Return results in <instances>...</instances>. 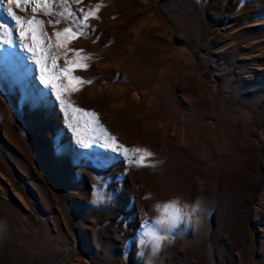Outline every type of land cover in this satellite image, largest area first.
Segmentation results:
<instances>
[{
	"label": "rangeland",
	"instance_id": "374dc122",
	"mask_svg": "<svg viewBox=\"0 0 264 264\" xmlns=\"http://www.w3.org/2000/svg\"><path fill=\"white\" fill-rule=\"evenodd\" d=\"M39 3L0 8V264H264V0ZM6 9L43 22L39 51ZM71 50L91 83L62 93L83 110L65 118ZM173 196L203 197L205 224L148 251L152 197Z\"/></svg>",
	"mask_w": 264,
	"mask_h": 264
},
{
	"label": "snow or ice",
	"instance_id": "6c2138e0",
	"mask_svg": "<svg viewBox=\"0 0 264 264\" xmlns=\"http://www.w3.org/2000/svg\"><path fill=\"white\" fill-rule=\"evenodd\" d=\"M13 2H14V0H8V3H13ZM16 2L18 3V6H19V0H16ZM47 2H48V0H44L45 4H47ZM243 3H244V0H241V6H243ZM40 6L41 5L39 3V0H37V7H40ZM3 7H4L3 0H0V8H3ZM6 11L8 12L9 15L12 16V18L14 20H16L17 24L20 25L21 28L24 27L25 23L27 25H29V26H34V27H30L29 28V30L32 32V40L34 42V45L32 47H30L29 45H24V47L29 48V50L39 51L40 49L36 45L37 44L42 45L44 43L43 36L46 35V33L39 34L37 29L39 27H42L43 22L42 21H36L34 18L33 19H29L26 22L25 21H21L20 18L18 16H16V14L11 11V9H6ZM32 11L35 12V8H33ZM61 15H62V13H61ZM89 15H94V13L85 14L78 21V24H79V26H80V28L82 30L88 28V25L85 23V21H87ZM59 22H60L59 20H50L49 21L50 24H52V23L58 24ZM3 27H4V25L0 24V28H3ZM82 30L73 32L71 28H67V29H64L63 32H56L54 34H55V36L57 37L58 40L62 36H67V38L69 40H71V39L78 38L82 34H85V32L82 31ZM19 34H20L21 37H24V36L27 35V32L26 31H21ZM10 36H11V33H9V37ZM3 44H9L10 45L11 44L10 38H0V45H3ZM71 51L75 52L77 60L75 62L66 61V63H68L70 65V67L60 68L59 69L60 73L64 76V78L67 81V86H62V85H59V84L52 85L56 89V93H55L56 99H57V101H59V105L61 106V110L64 111L65 118H67L66 109H71V111L73 113H80L83 110H81L79 108H74L71 104H69L67 101L62 99V93L66 92V91H69V90L72 91V92L79 91L80 90V85H82L84 83H91V81H85V80H83V78L76 77V76L73 75V73L77 69H86L88 67L87 61L89 59H91V57H89V56H80V51L81 50H71ZM43 59H47V55H45L43 57ZM36 63L37 64H41V60H39V59L36 60ZM57 67L58 66H57V64L54 61L53 65H52V69H56ZM48 70L49 69H48V65L47 64L42 65V67H41V73H42L41 82L44 83L46 86L51 84L53 80H58L59 79V77L55 75V72H52L51 75H45V73L48 72ZM92 115L94 116L95 114L93 113ZM69 126H71V125H69ZM76 131H77V134H79L80 130L77 129ZM112 143H113L114 149L121 147L120 145H117L115 143V137H112ZM88 146L91 147L90 144ZM130 151L133 154L141 153V152L143 153V155H140L138 159L132 161V163L140 165V166L144 165V162H145L146 158L151 157L153 155L150 150H148V149H140V148H133V149L124 148L122 154L126 158L130 159V157H128V153ZM151 166L153 168L156 167L155 164H153ZM93 202H95V201H93ZM141 243H143V241H141ZM153 251L155 253V252H158L159 249L154 247Z\"/></svg>",
	"mask_w": 264,
	"mask_h": 264
},
{
	"label": "clouds",
	"instance_id": "9594fccd",
	"mask_svg": "<svg viewBox=\"0 0 264 264\" xmlns=\"http://www.w3.org/2000/svg\"><path fill=\"white\" fill-rule=\"evenodd\" d=\"M149 195L151 197V194ZM152 199L153 202L147 211L148 227L143 229V246L146 250L151 251L154 247L162 249L165 243L171 242V233L180 226L192 231L203 228L206 219V203L203 197L192 201L181 196L163 200L154 197Z\"/></svg>",
	"mask_w": 264,
	"mask_h": 264
}]
</instances>
